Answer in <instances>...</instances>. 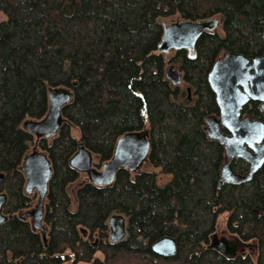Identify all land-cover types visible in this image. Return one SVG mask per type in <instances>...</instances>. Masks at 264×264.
<instances>
[{"label": "trees", "instance_id": "16d2710c", "mask_svg": "<svg viewBox=\"0 0 264 264\" xmlns=\"http://www.w3.org/2000/svg\"><path fill=\"white\" fill-rule=\"evenodd\" d=\"M0 12V191L9 215L0 223V264H61L71 255L87 264H264V163L243 183H220L224 147L206 131V118L218 112L208 72L227 50L249 58L264 51V0H0ZM214 16L221 32H203L192 52L166 60L159 51L163 19ZM169 62L183 85L166 78ZM53 86L68 87L72 99L62 108L59 133L41 142L53 165L44 242L20 216L33 204L22 171L33 134L23 121L45 115ZM250 105L245 112L264 122L259 102ZM144 128L154 169L119 171L107 186L85 180L74 205L68 186L78 172L69 160L77 144L99 165L122 134ZM161 174L169 175L163 184ZM113 213L129 219L118 242L109 239ZM225 213L226 229L253 242L254 253L227 257L210 247ZM164 235L176 237L174 255L153 252Z\"/></svg>", "mask_w": 264, "mask_h": 264}, {"label": "water", "instance_id": "95a60500", "mask_svg": "<svg viewBox=\"0 0 264 264\" xmlns=\"http://www.w3.org/2000/svg\"><path fill=\"white\" fill-rule=\"evenodd\" d=\"M73 7L66 3L63 7L65 14H70ZM217 21L214 18L179 19L166 23L158 45L160 52L187 48L193 49L197 39L204 31H212ZM165 76L172 84H180L182 78L178 70L169 64L165 68ZM208 81L215 92L220 108V119L212 117L207 121V132L211 138H216L224 145L227 159L221 169V177L227 181H236L237 175L230 165L234 156L242 157L250 163L248 178L264 162V123L257 119L241 117V107L249 99L262 102L264 108V51L252 58L241 52L227 51L223 57L215 60L208 72ZM48 109L40 119H26L23 126L37 138L55 135L63 123L62 108L71 101L72 91L66 86H53L48 89ZM191 89L187 88L186 102H190ZM230 132L227 134L220 128V122ZM245 143L249 145L248 149ZM150 141L147 136L138 131L122 134L116 142L112 157L101 167L96 169L92 165V153L79 143L77 151L71 156L70 164L79 171L87 172L88 179L99 186H106L113 182L119 168L137 169L147 157ZM229 156V157H228ZM22 170L26 177L25 187L28 192L36 189L39 194L34 207L21 213L23 217H31L34 227L45 233L42 223L43 198L52 175V166L47 154L34 149L27 153L22 161ZM7 202V194L0 191V223L8 219L3 212ZM110 226V240L120 241L126 236L124 215L114 213L108 220ZM216 237V236H215ZM213 237L210 246L215 247L225 256H233L241 239L229 240L225 237L218 240ZM155 252L171 255L177 249L176 239L164 236L152 245Z\"/></svg>", "mask_w": 264, "mask_h": 264}, {"label": "flooded vegetation", "instance_id": "af4514ba", "mask_svg": "<svg viewBox=\"0 0 264 264\" xmlns=\"http://www.w3.org/2000/svg\"><path fill=\"white\" fill-rule=\"evenodd\" d=\"M2 18V14H1V12H0V19ZM211 18V17H210ZM219 18V17H218ZM217 21V23H216V25H215V27L213 28V30L212 31H214V30H216V27H217V25L220 23V20H216ZM220 25H221V23H220ZM205 32V31H204ZM195 46V45H194ZM174 51H175V53L171 56V57H169V58H166V60H170L175 54H176V52L178 51V50H182V49H185V50H187V51H190V52H192L193 51V49H194V47H193V49H187V48H180V49H174V48H172ZM169 51V50H168ZM167 51V52H168ZM227 51H231V50H227ZM227 51H225V52H227ZM166 52V53H167ZM225 52H223L219 57H217V59L218 58H220V57H223V54L225 53ZM235 52H238V51H235ZM166 53H162V54H164V56L166 55ZM259 55V54H258ZM247 56V55H246ZM254 57V56H253ZM215 62V61H214ZM213 62V63H214ZM168 64H172L173 65V67L176 69V70H178L179 72H180V74H181V78H182V80H181V82H180V84H177V85H183V74H182V72L178 69V67H177V65L176 64H174V63H167L166 64V66L168 65ZM166 66H165V68H166ZM211 69V68H210ZM164 73H165V70H164ZM167 78V77H166ZM168 79V78H167ZM173 85H175V84H173ZM211 86V85H210ZM189 87V86H188ZM188 87H186V98H185V101H186V99H187V88ZM212 88V87H211ZM213 90V89H212ZM213 92H214V90H213ZM214 94H215V92H214ZM215 99H216V95H215ZM252 101H257V102H259V107L261 108V109H263L264 110V108H262V102L261 101H259V100H255V99H252V98H249L243 105H242V107H241V117H243V118H245V117H248V118H251L246 112H245V108H246V106H251L250 104L252 103ZM191 102V101H190ZM216 102H217V100H216ZM218 104V103H217ZM212 117H216L218 120L220 119V108H219V105H218V112L217 113H215V114H213V115H210V116H208L207 118H206V131H207V121L210 119V118H212ZM251 119H255V118H251ZM257 120H260V119H257ZM260 121H262V120H260ZM263 122V121H262ZM264 123V122H263ZM63 124V123H62ZM62 126V125H61ZM61 128V127H60ZM220 128H221V130L223 131V132H225V133H227V134H230V132L227 130V128L224 126V124H223V122L221 121L220 122ZM59 131H60V129L58 130V132L55 134V135H53V136H49V137H39V138H37L32 132V134H33V140H32V145H31V147L29 148V150L25 153V155L27 154V153H29V152H31L32 150H34V149H37V150H40V151H43V152H45L46 154H47V156H48V158H49V160H50V163H51V166H52V172H53V165H52V161H51V159H50V157H49V154L47 153V151H45V150H43V148H42V146H41V142H42V140L44 139V140H46L47 142L49 141V140H51L54 136H56L58 133H59ZM141 133H143V134H145L146 136H147V138L149 139V141H150V138H149V136H148V134L147 133H144V132H141ZM207 134H208V132H207ZM209 136V135H208ZM210 137V136H209ZM211 138V137H210ZM212 139H215V140H217L216 138H212ZM219 141V140H218ZM117 142V141H116ZM220 142V141H219ZM79 143H82V142H79ZM79 143L77 144V149H78V145H79ZM83 144V143H82ZM116 145V144H115ZM223 145V144H222ZM83 146H85L84 144H83ZM245 146L248 148V149H251L252 151H253V149L252 148H250L249 147V145L247 144V143H245ZM86 147V146H85ZM223 147H224V145H223ZM87 148V147H86ZM77 149H76V151H77ZM88 149V148H87ZM114 149H115V147H114ZM90 150V149H89ZM150 150H151V142H150V148H149V151H148V154H147V157L145 158V160L141 163V165L137 168V169H135V170H130V169H128V168H119L117 171H116V173H115V178L117 177V173L119 172V171H122V170H126V171H128L129 173H132V174H135V173H137V172H141V171H145V170H149V169H145V168H142V166L147 162L148 164H150L151 166H152V163H151V160H150ZM91 151V150H90ZM75 153V152H74ZM73 153V154H74ZM91 153H92V165H93V167H95L96 169H101V167H102V165L107 161H104V162H102V163H100L99 165L98 164H96V161H97V156L96 155H94L93 154V152L91 151ZM113 153H114V151H113ZM24 155V156H25ZM72 156V155H71ZM229 157V156H228ZM24 158V157H23ZM71 158V157H70ZM226 159H227V155H226V153H225V150H224V158H223V161H222V163H221V167H220V177H219V181H220V183H232V184H238V183H243L245 180H248V179H250L257 171H255L251 176H249V178H248V171H249V168H250V163L246 160V159H244V158H242V157H238V156H234V157H232V159L230 160V165H231V167H232V169L234 170V172H235V174L238 176L237 177V180L236 181H227V180H225V179H223L222 177H221V169H222V166H223V164H224V162L226 161ZM109 160V159H108ZM22 161H23V159H22ZM69 162H70V160H69ZM264 163V162H263ZM71 165V164H70ZM262 166V165H261ZM260 166V167H261ZM72 167V166H71ZM153 167V166H152ZM259 167V168H260ZM74 168V167H73ZM75 170H77L76 168H74ZM151 170H153V169H151ZM23 171V170H22ZM77 172H78V177H77V180H75V181H73L72 183H76L77 182V185H79V184H81V182H83V181H85V180H88V181H90L89 179H88V174H87V172H83V171H79V170H77ZM85 173V175L86 176H83L82 174H84ZM161 175H166V174H161ZM161 175H159V177H161ZM51 177H52V175H51ZM115 178H114V180H115ZM25 179H26V177H25ZM51 179V178H50ZM113 180V181H114ZM168 180V179H167ZM50 181V180H49ZM92 182V181H91ZM25 183H26V181H25ZM72 183H70V185L68 186V189H69V191H70V195H71V192L72 193H74V195H75V197L73 196V194H72V196H71V199H72V202H73V204L74 205H76V202H77V198H76V189H75V187H72V188H74L75 189V191L73 192V190L74 189H72V191H71V184ZM95 184V183H94ZM110 185V184H109ZM48 186H49V183H48ZM99 186V185H98ZM107 186V185H106ZM77 188V187H76ZM24 190H25V192L27 193V194H29V195H32L33 196V204L28 208V209H24L23 211H25V210H29V209H31L32 207H34L35 205H36V203H37V201H38V198H39V194L37 193V191H36V189H33V191H31V192H28L27 190H26V187H25V185H24ZM47 195H48V187H47V190H46V193H45V195H44V198H43V215H42V223L44 224V226H45V233L43 234L42 233V231L40 230V229H38V228H36V227H34L33 226V224H32V221H31V217L29 216V217H23L22 215H21V213L23 212V211H21V213H20V216L22 217V218H26V219H29L30 220V222H31V224H32V226H33V228L35 229V230H37V231H39L40 233H41V235H42V237H43V240H44V242L46 241V236H47V226H46V224L44 223V216H45V210H46V201H47ZM121 214V213H120ZM112 215V214H111ZM110 215V216H111ZM123 215V214H122ZM109 216V217H110ZM109 217H108V220H109ZM124 217H125V223H126V234H127V225H128V222H129V219H128V217H126L125 215H124ZM227 222H225L224 223V229H222V228H218V227H216V229L210 234V243H209V245L211 244V242H212V240H213V237H215L216 239H218V240H220V239H222V237L220 238V236H218L217 234H220V235H224L223 233L224 232H226V234L227 235H225L226 237H228V238H230L229 240H234V239H241L242 241H244V243H245V245H243V243L240 245V246H238V248H237V250H236V253H235V255H233V256H230V257H234V256H236V255H243V253H245V252H247V251H249V250H243L242 248H243V246L245 247V248H250V247H253V248H255V244L254 243H250L251 241H246V240H243L242 238H240V237H238V236H236L233 232H231V231H229L228 229H226V226H227V224H226ZM108 226H109V223H108ZM79 230H80V233H81V235H82V237L84 238V239H87L88 237H89V234H90V232H89V230L86 228V227H83V226H80L79 227ZM109 233H110V226H109ZM231 235V237H229ZM164 236H170V235H164ZM164 236H162V237H164ZM233 236V237H232ZM126 237V236H125ZM124 237V238H125ZM171 237H174V236H171ZM161 237H159V238H157L155 241H157L158 239H160ZM175 239H176V237H174ZM227 238V239H228ZM109 239H110V234H109ZM97 240V239H96ZM111 241V240H110ZM155 241H153V243L155 242ZM113 242V241H112ZM118 242V241H117ZM92 243H94L93 245H97V242L95 241V242H92ZM176 243H177V249H178V242H177V239H176ZM210 247H212V248H215V247H213V246H210ZM244 248V249H245ZM177 249H176V251L173 253V254H171V255H174L176 252H177ZM216 249V248H215ZM152 250H153V248H152ZM217 250V249H216ZM217 251H219V250H217ZM153 252L155 253V254H157V255H161V256H164V257H168V256H171V255H164V254H159V253H157V252H155L154 250H153ZM220 252V251H219ZM251 253H254L255 252V250L254 251H250ZM221 253V252H220ZM223 254V253H222ZM224 255V254H223ZM228 257V256H227ZM75 264L77 263H84V264H87L86 262H83V261H75L74 260V257H73V255H71V258H70Z\"/></svg>", "mask_w": 264, "mask_h": 264}, {"label": "rangeland", "instance_id": "374dc122", "mask_svg": "<svg viewBox=\"0 0 264 264\" xmlns=\"http://www.w3.org/2000/svg\"><path fill=\"white\" fill-rule=\"evenodd\" d=\"M215 18L216 19H219L217 16H215ZM175 20H179L178 18H176V17H168V18H165V19H163V22L164 23H169L170 21H175ZM216 30H218V31H220L221 32V25H220V23L217 25V27H216ZM175 53V51L173 50V49H171V50H169L167 53H166V55H165V57L166 58H169V57H171L173 54ZM75 130V133H77V130L76 129H74ZM146 131H147V128H144L143 130H142V132H144V133H146ZM142 168H147V169H149V170H151V169H154V167H152L150 164H148L147 162L142 166ZM83 176H86L85 175V173L84 174H82ZM169 178V175H161V177H159V182L161 183V184H163V183H165L166 181H167V179ZM78 185H77V182L76 183H72L71 184V191H72V189H74V188H72V187H75V189H76V187H77ZM75 189L73 190V192L75 191ZM72 194H73V196L75 197V195H74V193H72L71 192V196H72ZM227 216V213H225V214H221V215H219V217H218V220H217V227L218 228H222V229H224L225 227H224V223H225V217ZM224 235H220V234H217L218 236H220V238L222 237H225V238H228V237H226L225 235H227L226 234V232H224L223 233ZM229 237H231V235L229 236ZM233 237V236H232ZM228 239H230V238H228ZM250 243H253V242H250ZM245 247L243 246V250H249V251H254L255 250V248H253V247H250V248H245ZM61 264H75L71 259H65V260H63L62 262H61ZM77 264V263H76ZM78 264H84V263H78Z\"/></svg>", "mask_w": 264, "mask_h": 264}]
</instances>
